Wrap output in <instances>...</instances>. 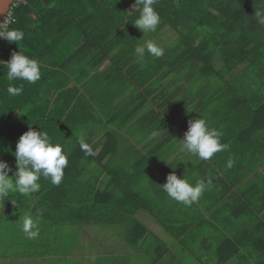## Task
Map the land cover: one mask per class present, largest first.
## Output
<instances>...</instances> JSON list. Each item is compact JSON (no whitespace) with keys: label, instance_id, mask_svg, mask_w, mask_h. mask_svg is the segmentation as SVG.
Instances as JSON below:
<instances>
[{"label":"trees","instance_id":"1","mask_svg":"<svg viewBox=\"0 0 264 264\" xmlns=\"http://www.w3.org/2000/svg\"><path fill=\"white\" fill-rule=\"evenodd\" d=\"M134 3H19L9 30H22L24 39L0 48V160L14 175L16 142L31 127L65 146L69 161L58 186L41 177L39 191L19 203L47 224L122 225L129 245L153 264H183L175 243L184 256L207 253L201 264H264V25L255 15L264 14V0H158L161 23L145 34L132 23ZM168 31L175 38L159 58L135 52ZM19 50L41 64L35 84L6 78V62ZM10 83L23 84L22 93L10 96ZM128 86L134 91L122 101ZM139 115V133L160 134L146 144L154 152H122L129 167L112 169L107 157L115 148L137 146L131 129L121 130ZM200 116L222 131L227 147L207 161L182 151L176 163L189 119ZM147 162L159 165L150 172ZM91 163L110 174L107 186L85 178ZM173 171L212 184L186 207L160 188ZM50 247L46 254L56 250Z\"/></svg>","mask_w":264,"mask_h":264},{"label":"clouds","instance_id":"2","mask_svg":"<svg viewBox=\"0 0 264 264\" xmlns=\"http://www.w3.org/2000/svg\"><path fill=\"white\" fill-rule=\"evenodd\" d=\"M157 3L158 0H135L132 5L134 12L129 13H139L132 23L143 34L155 32L161 23L160 14L155 8ZM255 15L259 23L264 25V14L257 11ZM24 35L20 29L0 31V38L8 42H16L18 47L19 42L24 39ZM135 52L141 58L145 55L159 58L164 54L163 48L151 40L146 41L143 45H138ZM6 65V78L9 82L22 80L35 84L42 76L40 62L20 50L12 53ZM22 91L23 84L16 87L10 83L7 88V93L10 96L20 95ZM222 135V131L211 127L209 121L200 116L189 119L184 137L179 141L184 151L200 160L207 161L227 147L221 142ZM82 148L91 154L87 145L82 144ZM13 155L16 157L17 168L14 175H9L12 169L8 163L0 160V199L2 200H5L11 192H18L22 195L38 192L41 187L39 183L41 177L50 179L53 185L58 186L62 182L64 169L69 163L65 146L53 143L47 132L41 129L37 131L31 127L19 137ZM232 163L229 160L228 167H232ZM175 167L172 166L173 169ZM211 184V180L205 179H199L193 183L185 175L181 178L173 171L167 175L166 182L160 185V188L172 200L190 207L199 201ZM21 230L30 239L38 237L39 220L26 215Z\"/></svg>","mask_w":264,"mask_h":264},{"label":"crops","instance_id":"3","mask_svg":"<svg viewBox=\"0 0 264 264\" xmlns=\"http://www.w3.org/2000/svg\"><path fill=\"white\" fill-rule=\"evenodd\" d=\"M110 62H106V65H108ZM127 88H130L129 86ZM133 88V87H132ZM130 89H126V93L124 94L121 99L123 100L124 97L129 96ZM117 102V101H116ZM140 115L138 116V118ZM138 123L137 122H132L130 127L126 126L123 130H121V133L126 132L128 129H131V134L134 136H130V138H136L135 142L137 144L136 147L128 148V147H117L114 150L115 151L111 152L107 159L110 160L112 157V161L110 162L111 165L110 167L115 170H123L126 167H129L128 163H125L126 158L130 157H124L120 159L119 156L123 155L125 156L126 154H123L122 152L128 153L126 156H130V154L133 152L135 154H138L139 152H142L144 155H147L150 153V151L155 148L152 147H147L146 144L149 141H154L156 137H159V133H153V134H147L148 131H141L139 133L138 128L136 127ZM134 125V126H133ZM138 133V135H137ZM179 154V149L175 150L174 156H178ZM151 160V159H150ZM109 165V164H107ZM159 165L157 163H144L143 168L144 170L147 168H150V172L155 171L156 166ZM155 167V168H154ZM88 170V174L85 176H90L91 173H96L93 174V182H96L101 186H107L110 181H111V176L110 174L105 171L102 166L98 163H91L88 164V167H86ZM163 169L162 167H159L158 171L161 172ZM103 171L107 172V174H104ZM91 172V173H90ZM125 175L123 174L121 178H124ZM32 199H34V196H31ZM13 203V202H11ZM19 207L22 208V205L20 203H14L12 204L9 209L11 210L12 208L18 209ZM30 214V213H29ZM34 215H32L33 217ZM34 218V217H33ZM35 219V218H34ZM100 225V224H99ZM108 225H113V224H108ZM90 226V227H89ZM93 226H98V225H69L66 226L65 224H47L43 222L41 219L39 221V236L36 238L28 239V243L31 245L29 246L28 250L30 254H35L36 253V258H42L46 257L47 255L51 253L46 252L49 250L48 248H51L50 246H54L56 250L52 251L53 253V260H55L54 264H67L70 263L72 264L73 262L77 263L80 259L91 258L92 261L87 262L89 264H93L95 256L99 255L98 251L100 250L103 253H110L112 252L113 249H124L127 246H108L110 244L109 240L107 238H103L98 236V231L94 229ZM126 231V228H125ZM50 236H48V235ZM101 244L102 246H99ZM171 246H176L177 244H173ZM136 250H140V252H144V249H141L140 247H135ZM2 249H4L8 254V246H4ZM52 250V249H50ZM90 251V253H88ZM114 252V251H113ZM145 253V252H144ZM25 254H27L25 252ZM6 256L7 258L9 255H4V253H0V257ZM86 263V264H87ZM29 264H52L49 259H46L43 262H34L33 260ZM83 264V263H82Z\"/></svg>","mask_w":264,"mask_h":264},{"label":"rangeland","instance_id":"4","mask_svg":"<svg viewBox=\"0 0 264 264\" xmlns=\"http://www.w3.org/2000/svg\"><path fill=\"white\" fill-rule=\"evenodd\" d=\"M169 35L164 34L159 43L158 46L163 47L164 45L170 43L174 38L175 35L171 31H168ZM250 49V46L246 44V46L243 47V52H248ZM237 49L235 50V52ZM238 54H240L242 51L238 50ZM245 59V58H244ZM130 86V84H129ZM130 89L129 95L131 96L133 93V88H127ZM129 96V97H130ZM123 101V100H122ZM121 101V102H122ZM138 120V117H136L133 121L136 122ZM134 126V125H133ZM138 135V133H137ZM135 139V138H132ZM184 151L181 149L179 152L178 156H175V162L178 163L182 160L181 152ZM190 160H192L191 156L189 157ZM91 173V172H90ZM104 174H107V172L103 171ZM93 174L96 173H91L90 176H93ZM9 195L15 196L13 199H6L2 200L0 199V253H4V255H9L7 258L6 256L0 257V264H29L32 260L34 262H43L46 259H49V261L54 264L55 260H53V254H49L46 257L42 258H36V253L35 254H30L29 253V246H31L28 243V237L26 234L21 230V226L23 223V219L27 214L25 210H23L21 207L18 209L12 208L11 210L9 207L14 204V203H19L20 198L19 196H23L25 199L30 195H22L19 194L18 192H11ZM32 199V197H29ZM13 201V203H11ZM66 226H69L66 224ZM90 227V226H89ZM94 229L98 231V236L107 238L109 240L110 244L108 246H127L124 249H113L112 252L110 253H103L99 250L96 258H94L93 264H153V257H149L146 253L143 251L138 253L140 250L135 251V247H131L129 243L127 242V239L125 237V227L122 225H98V226H93ZM4 246H8V254L4 249H2ZM99 246H102L99 244ZM114 251V252H113ZM176 253H178V260L177 262L179 263L180 261L186 262L187 264H192L196 261V258L199 257L201 264L202 262L205 261L207 263V253L205 254L204 252H199L198 253H193L190 254V256H184L181 250L175 249ZM25 252L27 254H25ZM90 253V251H88ZM156 257V256H154ZM165 258H170V257H165ZM92 261L91 258H84L80 259L77 263L73 262L72 264H86L87 262ZM167 261V260H166ZM166 261L163 264H167ZM183 263V264H184ZM185 263V264H186ZM70 264V263H67ZM89 264V263H87ZM158 264H162L161 262Z\"/></svg>","mask_w":264,"mask_h":264},{"label":"built area","instance_id":"5","mask_svg":"<svg viewBox=\"0 0 264 264\" xmlns=\"http://www.w3.org/2000/svg\"><path fill=\"white\" fill-rule=\"evenodd\" d=\"M24 1V0H19ZM19 1H16L13 3V5L11 6L9 12L7 13V15L4 17L2 24H1V28L0 31H8L10 29V27L12 26L13 23L16 22V16H15V10L17 8H19ZM5 42V39L0 38V48L3 47Z\"/></svg>","mask_w":264,"mask_h":264},{"label":"water","instance_id":"6","mask_svg":"<svg viewBox=\"0 0 264 264\" xmlns=\"http://www.w3.org/2000/svg\"><path fill=\"white\" fill-rule=\"evenodd\" d=\"M13 1L14 0H0V23L2 21L5 12L8 10V8L10 7Z\"/></svg>","mask_w":264,"mask_h":264},{"label":"bare ground","instance_id":"7","mask_svg":"<svg viewBox=\"0 0 264 264\" xmlns=\"http://www.w3.org/2000/svg\"><path fill=\"white\" fill-rule=\"evenodd\" d=\"M16 1H19V0H14V1L11 3L10 7L8 8V10L5 12V14H4V16H3L2 21H3L4 17L7 15V13L9 12V10H10L11 6L13 5V3L16 2ZM21 2H25V0H24V1H21ZM19 3H20V1H19ZM2 21H1V23H0V28H1Z\"/></svg>","mask_w":264,"mask_h":264}]
</instances>
